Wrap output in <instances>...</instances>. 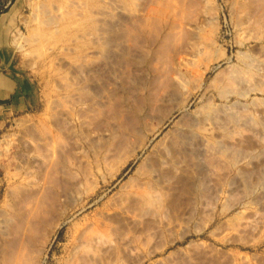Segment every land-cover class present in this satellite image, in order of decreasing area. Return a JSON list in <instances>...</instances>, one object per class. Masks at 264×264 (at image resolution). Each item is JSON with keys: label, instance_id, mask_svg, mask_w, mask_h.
<instances>
[{"label": "rangeland", "instance_id": "rangeland-1", "mask_svg": "<svg viewBox=\"0 0 264 264\" xmlns=\"http://www.w3.org/2000/svg\"><path fill=\"white\" fill-rule=\"evenodd\" d=\"M1 77L0 264H264V0H0Z\"/></svg>", "mask_w": 264, "mask_h": 264}, {"label": "crops", "instance_id": "crops-1", "mask_svg": "<svg viewBox=\"0 0 264 264\" xmlns=\"http://www.w3.org/2000/svg\"><path fill=\"white\" fill-rule=\"evenodd\" d=\"M20 87L12 79L0 78V121L5 114H9L14 109H19L25 101V96L23 94L20 95Z\"/></svg>", "mask_w": 264, "mask_h": 264}]
</instances>
